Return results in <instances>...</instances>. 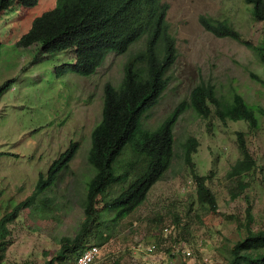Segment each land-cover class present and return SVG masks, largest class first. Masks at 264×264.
<instances>
[{
	"label": "rangeland",
	"instance_id": "374dc122",
	"mask_svg": "<svg viewBox=\"0 0 264 264\" xmlns=\"http://www.w3.org/2000/svg\"><path fill=\"white\" fill-rule=\"evenodd\" d=\"M55 0H39L31 15L22 18L19 7L0 16V86L13 80L0 96V218L34 191L40 173L72 142H79L75 157L45 191L48 208H24L8 225L3 264H45L61 247L63 236H75L84 212L81 206L94 169L88 162L91 133L102 119L104 87L118 86L127 53H111L91 76L71 71L72 50L48 54L41 43L17 45L32 19ZM170 8L167 20L177 42V58L167 73L169 84L159 102L143 119L154 130L181 102H189L200 83L216 85L226 102L243 95L248 105L264 110V64L242 41L217 37L199 21L202 14L232 23L255 46L264 43V22L244 0H162ZM24 13V12H22ZM21 13V14H22ZM26 13V11H25ZM24 17V16H23ZM68 68V69H67ZM213 111L215 106H211ZM259 126L244 120L223 122L215 112L204 118L189 107L174 126V155L169 169L149 191L145 201L111 225L110 239L100 248L94 264H228L232 246L250 227L264 229V114L256 112ZM244 132L256 160L252 170L229 178L241 158L238 132ZM195 136L198 149L192 160L199 174L210 176L218 210L198 201L184 143ZM131 155L127 148L119 163ZM239 182L246 184L239 189ZM115 184L111 196L122 190ZM237 192L236 198L232 193ZM101 206V203L98 204ZM252 214L248 224V209ZM96 244V235L88 245ZM183 250V252H182ZM190 251V254L187 252Z\"/></svg>",
	"mask_w": 264,
	"mask_h": 264
},
{
	"label": "trees",
	"instance_id": "16d2710c",
	"mask_svg": "<svg viewBox=\"0 0 264 264\" xmlns=\"http://www.w3.org/2000/svg\"><path fill=\"white\" fill-rule=\"evenodd\" d=\"M161 1L55 0L50 8L32 19L29 29L17 41L21 47L41 43L48 54L72 50L75 62L68 68L82 76L94 74L110 53H127L120 84H105L102 119L91 133L87 158L95 173L87 182L81 203L84 220L75 236L61 238L59 251L45 264H76V258L87 247L90 236L96 235V245L105 244L110 239V226L145 201L151 188L171 165L174 126L187 108L192 107L204 118L215 112L223 122L244 120L252 128L259 126L256 112L259 110L264 114L263 109L255 110L238 92L233 94L232 102H226L217 94L215 84L203 82L193 88L190 101L176 106L158 127L154 130L144 127L143 119L167 89V73L176 61V39L165 21L167 5ZM244 1L251 4L254 17L264 22V0ZM38 3L39 0H0V16L7 9L19 7L20 16L28 17ZM199 20L217 37H229L254 48L264 64V43L255 46L226 20L208 15H200ZM1 47L0 37V54ZM252 75L264 83L262 78ZM12 82L8 80L0 86V96ZM212 105L215 106L214 111ZM198 145L195 136L187 138L184 143L185 160L192 168L198 201L217 212L216 195L207 184L210 176L199 174L192 160ZM238 146L241 158L228 172L231 179L249 172L256 164L242 131L238 132ZM129 147L131 155L119 163ZM78 148L79 142H72L53 161L46 175L40 173L32 194L0 218V264H3L5 256V238L11 232L8 225L20 216L24 208L43 210L49 207L51 199L44 193L56 183L61 171L68 168ZM120 183H123L122 190L109 198L112 195L110 190ZM245 188L246 184L239 182V189ZM237 196V192L232 193L233 198ZM100 203L101 206L98 205ZM247 215L250 225V208ZM103 226L109 231L103 230ZM228 264H264V229L254 231L249 227L246 236L230 249Z\"/></svg>",
	"mask_w": 264,
	"mask_h": 264
},
{
	"label": "built area",
	"instance_id": "2783aa9c",
	"mask_svg": "<svg viewBox=\"0 0 264 264\" xmlns=\"http://www.w3.org/2000/svg\"><path fill=\"white\" fill-rule=\"evenodd\" d=\"M100 253L101 252L98 245H88L76 258V264H94L100 257ZM187 254H190V251H188Z\"/></svg>",
	"mask_w": 264,
	"mask_h": 264
},
{
	"label": "clouds",
	"instance_id": "9594fccd",
	"mask_svg": "<svg viewBox=\"0 0 264 264\" xmlns=\"http://www.w3.org/2000/svg\"><path fill=\"white\" fill-rule=\"evenodd\" d=\"M162 2V4H165V5H167V10H166V15H165V21H166V23L168 24V26H169V31H170V33H171V35L175 38V36L173 35V33L171 32V28H170V24H169V22H168V20H167V15H168V11H169V8H170V6H169V4L168 3H166V2H164V1H161ZM202 15H207V14H202ZM208 16H210V15H208ZM200 21V20H199ZM202 25V24H201ZM203 26V25H202ZM204 27V26H203ZM206 30V29H205ZM208 31V30H207ZM210 32V31H209ZM212 33V32H211ZM176 39V38H175ZM176 46H177V42H176ZM177 51H178V49H177ZM111 54V53H110ZM109 54V55H110ZM122 54H125V53H122ZM108 55V56H109ZM176 58H177V53H176ZM91 76V75H90Z\"/></svg>",
	"mask_w": 264,
	"mask_h": 264
}]
</instances>
